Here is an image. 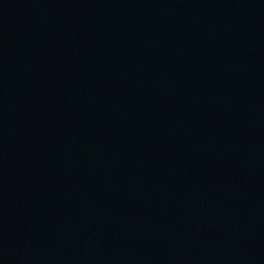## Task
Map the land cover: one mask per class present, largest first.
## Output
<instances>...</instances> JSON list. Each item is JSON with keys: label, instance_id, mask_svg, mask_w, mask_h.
Masks as SVG:
<instances>
[{"label": "water", "instance_id": "1", "mask_svg": "<svg viewBox=\"0 0 264 264\" xmlns=\"http://www.w3.org/2000/svg\"><path fill=\"white\" fill-rule=\"evenodd\" d=\"M0 264H264V0H0Z\"/></svg>", "mask_w": 264, "mask_h": 264}]
</instances>
